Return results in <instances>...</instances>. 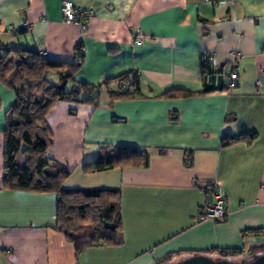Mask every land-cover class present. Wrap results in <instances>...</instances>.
<instances>
[{"label":"crops","instance_id":"1","mask_svg":"<svg viewBox=\"0 0 264 264\" xmlns=\"http://www.w3.org/2000/svg\"><path fill=\"white\" fill-rule=\"evenodd\" d=\"M62 1L0 0V45L16 56L31 48L74 60L81 42L74 77L94 84L138 72L139 94L114 97L102 87L96 105L57 100L46 114L52 138L46 154L70 170L63 186L120 188L123 241L77 250L55 229L54 192L5 186L4 128L16 95L4 77L0 264H172L195 253L218 258L213 248L223 247H239V260L251 259V246L264 245V0H72L94 11L85 29L64 21ZM136 26L146 34L140 45L133 41ZM209 52L219 71L203 75ZM234 52L239 75L226 88L220 72L233 68ZM47 77L60 80L54 71ZM170 89L196 92L163 95ZM245 131L256 137L221 144L223 134ZM118 145L146 148L148 164L83 168ZM213 181L226 194L220 221L198 213Z\"/></svg>","mask_w":264,"mask_h":264},{"label":"trees","instance_id":"2","mask_svg":"<svg viewBox=\"0 0 264 264\" xmlns=\"http://www.w3.org/2000/svg\"><path fill=\"white\" fill-rule=\"evenodd\" d=\"M0 78L7 79L16 95L15 101L7 109V125L4 128V175L5 186L37 192L55 193V229L72 241L77 250L86 246L100 244H120L123 241L122 219L120 214L119 187H65L64 179L70 174L65 166L58 164L46 154L51 145L50 128L46 114L57 100L74 103H98L100 89L105 87L114 97L132 96L140 93L139 74L129 70L114 77L106 78L98 84L77 80L74 77L81 65L82 46L79 42L75 49L74 60H58L42 54L37 49L20 48L19 54H11L12 49L0 45ZM58 73L64 81L62 87L51 82L47 74ZM202 74L214 73L219 69L211 68L207 59L202 60ZM72 80L69 89L65 82ZM117 82V89L111 83ZM225 87V83H224ZM206 88L200 92L206 91ZM196 91L170 89L163 95H189ZM256 137L255 131L239 134H223L221 144L237 140L250 141ZM21 155V156H20ZM184 163L191 165V150H185ZM20 158V159H19ZM148 164V150L135 145L115 146L107 152L83 164L85 170H100L114 165ZM259 228H249L244 232ZM253 258L264 252V245L251 246ZM219 257L241 251L239 247L213 248Z\"/></svg>","mask_w":264,"mask_h":264},{"label":"built area","instance_id":"3","mask_svg":"<svg viewBox=\"0 0 264 264\" xmlns=\"http://www.w3.org/2000/svg\"><path fill=\"white\" fill-rule=\"evenodd\" d=\"M60 10L63 16V19L67 23H76L80 26L81 29H85L87 22L90 17L93 15L94 11L89 7H81L75 5L72 0H63L60 6ZM27 25V21L23 23L22 27ZM19 28L14 26H9L10 31H17ZM146 37L145 32L139 27L136 26L133 30V41L135 44L140 45L144 42ZM234 56V66L233 68L225 72H220L225 78V87L232 88L235 84V80L239 75L238 66L236 65L235 59L239 56L238 52L233 53ZM207 59L210 63L211 68L216 70L218 67L213 62V54L209 52L207 54ZM210 189V198L201 206L199 209V217L201 219H210L214 221H220L224 218L226 214L225 199L226 194L220 184L217 181H213Z\"/></svg>","mask_w":264,"mask_h":264},{"label":"water","instance_id":"4","mask_svg":"<svg viewBox=\"0 0 264 264\" xmlns=\"http://www.w3.org/2000/svg\"><path fill=\"white\" fill-rule=\"evenodd\" d=\"M63 84L64 81L61 80L58 86L62 87ZM172 264H264V252L257 254L251 259H240V260H232L225 257L213 258L203 253H195L186 256Z\"/></svg>","mask_w":264,"mask_h":264},{"label":"rangeland","instance_id":"5","mask_svg":"<svg viewBox=\"0 0 264 264\" xmlns=\"http://www.w3.org/2000/svg\"><path fill=\"white\" fill-rule=\"evenodd\" d=\"M21 156V155H20ZM20 159V158H19ZM229 257V259H232V260H239V256H238V254H233V255H229L228 256Z\"/></svg>","mask_w":264,"mask_h":264}]
</instances>
